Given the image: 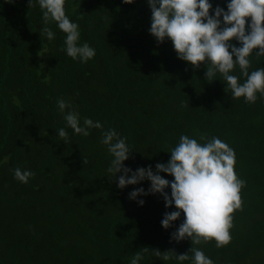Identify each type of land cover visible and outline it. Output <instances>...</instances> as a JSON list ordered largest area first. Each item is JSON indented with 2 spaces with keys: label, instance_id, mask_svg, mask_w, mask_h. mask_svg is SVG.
Instances as JSON below:
<instances>
[{
  "label": "trees",
  "instance_id": "obj_1",
  "mask_svg": "<svg viewBox=\"0 0 264 264\" xmlns=\"http://www.w3.org/2000/svg\"><path fill=\"white\" fill-rule=\"evenodd\" d=\"M209 2L226 10L230 0ZM64 7L79 26L78 44L95 49L87 62L67 55L55 23L53 40L41 33L38 0H0V264H131L137 252L139 264H194L192 247L213 264H264V95L235 99L222 75L207 80L204 64L194 69L171 41L158 44L146 0H65ZM255 52L249 73L264 68ZM231 74L244 82L238 67ZM60 99L73 108L61 112ZM70 110L81 126L87 118L102 127L74 133L64 119ZM108 129L125 139L132 158L124 166L133 171L167 163L181 135L227 143L245 182L230 244L172 240L183 213L165 230L161 220L174 205L166 209L159 194L129 199L150 182L118 188L120 174L108 173L113 157L101 142ZM16 168L34 176L21 183ZM144 248L190 258L164 260Z\"/></svg>",
  "mask_w": 264,
  "mask_h": 264
},
{
  "label": "clouds",
  "instance_id": "obj_2",
  "mask_svg": "<svg viewBox=\"0 0 264 264\" xmlns=\"http://www.w3.org/2000/svg\"><path fill=\"white\" fill-rule=\"evenodd\" d=\"M11 2V0H8ZM131 4L133 0H124ZM151 11L150 35L158 44L166 39L171 41L177 58L199 68L206 66L205 78L213 80L217 73L227 82L235 99L243 97L246 103H255L257 93L264 95V68L249 73L251 61L249 57L256 50L257 57H264V0H230L226 10L219 5L213 9L209 0H146ZM32 0H30V4ZM42 11L44 26L41 33L49 41L54 39L50 25L55 23L60 31L66 34V53L73 60L81 62L91 60L95 49L87 43L79 45L80 32L78 24L70 21L65 13V0H38ZM211 13V14H210ZM238 42L239 47L232 42ZM239 68L240 77L231 74ZM61 112L72 109L63 99L58 102ZM67 126L76 134L89 135V129L102 127L99 121L84 119L80 124L78 113L70 110L64 116ZM58 135L67 140L68 132L61 128ZM200 143L188 135H181L176 146L170 149L167 163H157L155 171L152 166L137 168L133 171L124 166V162L132 158L129 146L114 129L102 134L101 142L107 146L113 159L107 169L116 179L117 186L123 189L135 186L143 181L150 182L147 191L143 187L135 188L129 193V199L159 194L165 208L174 205L175 211L165 212L161 227L172 228L181 213L184 220L171 233V239L180 242L188 239L192 245H200L215 241L216 247H226L231 242L230 230L233 227V214L242 208L241 189L245 182L235 172L236 156L229 145L217 137L210 140L200 136ZM171 176L168 179L161 176ZM15 179L27 184L34 176L30 170L16 168ZM170 188V196L165 189ZM143 206L144 200L137 201ZM151 251L156 257L178 261L189 260V255H176L174 250L161 253L159 249H143ZM194 264H213L199 248L192 247ZM143 254L137 252L131 264H139Z\"/></svg>",
  "mask_w": 264,
  "mask_h": 264
}]
</instances>
